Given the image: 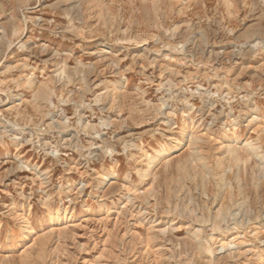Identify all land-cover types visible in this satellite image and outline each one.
I'll use <instances>...</instances> for the list:
<instances>
[{"label": "rangeland", "instance_id": "rangeland-1", "mask_svg": "<svg viewBox=\"0 0 264 264\" xmlns=\"http://www.w3.org/2000/svg\"><path fill=\"white\" fill-rule=\"evenodd\" d=\"M209 263L264 264V0H0V264Z\"/></svg>", "mask_w": 264, "mask_h": 264}, {"label": "bare ground", "instance_id": "bare-ground-1", "mask_svg": "<svg viewBox=\"0 0 264 264\" xmlns=\"http://www.w3.org/2000/svg\"><path fill=\"white\" fill-rule=\"evenodd\" d=\"M192 122V121H191ZM168 123V122H167ZM192 125V124H191ZM195 128V127H194ZM228 128V127H227ZM188 132V131H187ZM183 135V132H180L179 134H178V138H172V139H170L169 140V142H170V145L171 144H174V143H177L178 145H180V141H179V138L181 137ZM188 137H189V135H188ZM165 140V139H164ZM168 142V141H167ZM187 145V144H186ZM165 146L164 145H158V147H156V148H154L153 149V153L152 154H148L147 152H143V154H142V156L140 157V161H139V163L140 164H142V165H146V166H148V168H150L151 166H152V164L156 161V156L159 154V150L160 149H163ZM168 148L170 147V146H167ZM181 147V146H180ZM185 147V146H184ZM234 147H230V151L231 152H233L234 151V149H233ZM145 150V149H144ZM139 151V150H138ZM152 151V150H151ZM166 153V152H165ZM204 164V163H203ZM93 173V172H92ZM94 173H97V171H94ZM142 173H144V172H142ZM147 175H148V173L146 172V175H145V177H147ZM113 177H115V176H113V174H104L102 177H101V180H100V182H101V186H106L107 184H108V182L113 178ZM119 197V196H118ZM95 198V197H94ZM129 201V200H128ZM60 209V208H59ZM142 211V210H141ZM229 211V210H228ZM227 211V212H228ZM216 212V211H215ZM49 213V212H48ZM139 213V212H138ZM50 214V213H49ZM70 214V213H69ZM243 214V213H242ZM219 216V215H218ZM237 217V216H236ZM217 218H219V217H217ZM50 219L52 220H55V221H60V216H59V214H56V215H53V217L52 216H50ZM145 219V218H144ZM225 221V220H224ZM230 221H231V219H230ZM194 222V221H193ZM221 222H223V221H221ZM151 223V222H150ZM233 223V222H232ZM242 223V222H241ZM232 226V225H231ZM229 227V226H228ZM228 227H227V229H228ZM216 228V227H215ZM231 228V227H230ZM213 230V229H212ZM233 230V229H232ZM223 231V230H222ZM243 231V230H242ZM242 233V232H241ZM217 234V233H216ZM219 234V233H218ZM211 235V234H210ZM208 237V236H207ZM209 238V237H208ZM209 241V240H208ZM243 245V244H242ZM213 247H211V249H212ZM218 249V248H217ZM244 250H245V248H244ZM239 251V250H238ZM218 252V251H217ZM239 254V253H238ZM251 255V254H250ZM236 256V255H235ZM239 258V257H238ZM209 264H211V263H209Z\"/></svg>", "mask_w": 264, "mask_h": 264}]
</instances>
